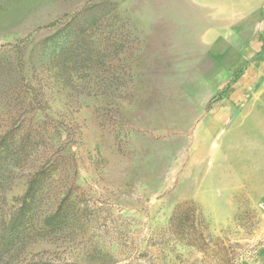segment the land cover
<instances>
[{"label":"rangeland","instance_id":"374dc122","mask_svg":"<svg viewBox=\"0 0 264 264\" xmlns=\"http://www.w3.org/2000/svg\"><path fill=\"white\" fill-rule=\"evenodd\" d=\"M240 1L0 0V222L31 178L39 206L0 264H264V0Z\"/></svg>","mask_w":264,"mask_h":264},{"label":"trees","instance_id":"16d2710c","mask_svg":"<svg viewBox=\"0 0 264 264\" xmlns=\"http://www.w3.org/2000/svg\"><path fill=\"white\" fill-rule=\"evenodd\" d=\"M1 145L2 144L0 142V147ZM7 160L10 164L12 158L0 157V189L1 187L3 188V186L5 187V184L11 182L12 180L13 171L9 170L10 165L5 166V161ZM11 166L13 165L11 164ZM34 189V178H31L28 181L26 193L22 197L23 200L21 205L17 207V209L13 213L15 216L11 215V219L8 222H0V238H3L5 236L21 235L23 234V230H28L36 226L35 221L29 216V214L34 213L35 210H37L39 207L38 204H36L35 202H31L30 200V197L34 194Z\"/></svg>","mask_w":264,"mask_h":264},{"label":"crops","instance_id":"0c3cea01","mask_svg":"<svg viewBox=\"0 0 264 264\" xmlns=\"http://www.w3.org/2000/svg\"><path fill=\"white\" fill-rule=\"evenodd\" d=\"M252 1V0H251ZM250 1V2H251ZM241 2V1H240ZM245 2H246V0H243L239 5L241 6H245ZM261 4H262V0H253V9H252V11H254L255 13H257V10L258 9H261ZM251 11V10H250ZM248 12V14L249 13H251V12ZM236 15H240L239 14V12H238V14H236ZM245 15L246 14H241V16H243V17H241L240 16V19H242V18H245ZM260 25V24H259ZM260 32H261V30H260ZM258 36H259V34H258ZM254 46L255 47H257L258 49H257V51H254V54H257L256 55V57L257 58H261V53L259 54V52H260V50L262 49V42H258L257 43V41L255 42V44H254ZM245 51V57L248 55V54H246L247 53V51L246 50H244ZM264 94V89H261V91L259 92V96H260V98H262V95ZM259 107H261L260 108V110H261V112H260V114H261V117L263 118V121H264V105L261 103L260 105H259ZM260 117V118H261ZM255 121H257V120H255ZM263 126H264V124H263ZM263 131H264V129H263ZM262 138H264V136L262 137Z\"/></svg>","mask_w":264,"mask_h":264}]
</instances>
